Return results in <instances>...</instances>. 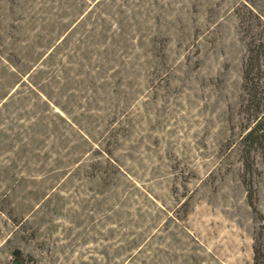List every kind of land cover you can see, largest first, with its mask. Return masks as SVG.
<instances>
[{
    "label": "rangeland",
    "instance_id": "1",
    "mask_svg": "<svg viewBox=\"0 0 264 264\" xmlns=\"http://www.w3.org/2000/svg\"><path fill=\"white\" fill-rule=\"evenodd\" d=\"M262 117L264 0H0V264H264Z\"/></svg>",
    "mask_w": 264,
    "mask_h": 264
},
{
    "label": "trees",
    "instance_id": "2",
    "mask_svg": "<svg viewBox=\"0 0 264 264\" xmlns=\"http://www.w3.org/2000/svg\"><path fill=\"white\" fill-rule=\"evenodd\" d=\"M251 68H250V70L248 72L246 71L247 72L246 73V77H248V78H249V76L251 75V72H252ZM254 90L255 91L252 92L253 99L259 98L258 101L261 100V97H260L261 95L259 93V89L257 87H255ZM257 96H259V97H257ZM248 138H253V140H254L253 143L257 142V143H260L261 145H263V143H264V117H262L261 120L255 126V128L252 129V131L249 133ZM19 254H20V252H18V255Z\"/></svg>",
    "mask_w": 264,
    "mask_h": 264
}]
</instances>
